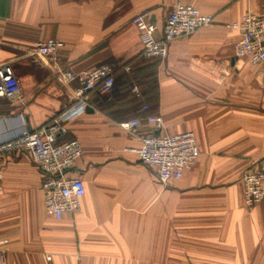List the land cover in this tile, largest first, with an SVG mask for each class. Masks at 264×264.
Segmentation results:
<instances>
[{
	"label": "crops",
	"instance_id": "0c3cea01",
	"mask_svg": "<svg viewBox=\"0 0 264 264\" xmlns=\"http://www.w3.org/2000/svg\"><path fill=\"white\" fill-rule=\"evenodd\" d=\"M177 3L213 23L173 40L165 58H143L133 16L148 10L161 28ZM262 10L264 0H0V65L20 85L14 100L0 98V141L75 101L81 83L59 71L114 68L111 91L91 92L89 110L56 140L83 150L67 173L85 186L77 211L47 214L29 154L0 157V264H264V199L245 206L241 184L246 169L264 166V64L234 55L240 33L228 26ZM50 38L64 45L43 65L29 51ZM143 104L163 126L143 120L139 133L195 137L194 161L166 184L119 125L145 114Z\"/></svg>",
	"mask_w": 264,
	"mask_h": 264
},
{
	"label": "built area",
	"instance_id": "2783aa9c",
	"mask_svg": "<svg viewBox=\"0 0 264 264\" xmlns=\"http://www.w3.org/2000/svg\"><path fill=\"white\" fill-rule=\"evenodd\" d=\"M151 17L150 11L143 10L132 18L140 33L141 56L146 59L165 58L173 40L213 23L212 15L203 14L193 5L185 3L174 6L161 28ZM228 26L240 33L234 44V55L247 58L253 64H264V10L258 13L246 11L240 20ZM63 45L62 41L53 38L38 41L31 47L29 55L46 65L56 57ZM122 69L125 73L132 72L130 64H125ZM58 75L67 84L74 80L81 83L75 91V101L40 128L30 130L24 127L7 140L0 141V157L13 151L29 154L42 176L45 211L60 219L64 213H72L80 208L85 186L80 177L67 176L74 161L82 155L80 142L74 138L58 144L57 137L65 131V122L76 119L91 106V92L97 90L105 94L111 91L114 68L100 64L81 73L61 70ZM131 91L135 96H141L137 85H133ZM19 94L20 85L13 67L10 64L0 65V98L14 100ZM147 109L148 105L143 104L141 110L145 114L124 120L119 125L138 138L140 145L135 149L138 159L144 165L153 167L159 182L166 184L171 179L179 178L194 161L198 153L195 137L192 131L177 134L139 133L143 120L151 124L154 130H160L163 126L162 118L148 114ZM241 184L244 205L255 206L264 199V166L246 169L241 175Z\"/></svg>",
	"mask_w": 264,
	"mask_h": 264
},
{
	"label": "rangeland",
	"instance_id": "374dc122",
	"mask_svg": "<svg viewBox=\"0 0 264 264\" xmlns=\"http://www.w3.org/2000/svg\"><path fill=\"white\" fill-rule=\"evenodd\" d=\"M134 118V117H133Z\"/></svg>",
	"mask_w": 264,
	"mask_h": 264
},
{
	"label": "water",
	"instance_id": "95a60500",
	"mask_svg": "<svg viewBox=\"0 0 264 264\" xmlns=\"http://www.w3.org/2000/svg\"><path fill=\"white\" fill-rule=\"evenodd\" d=\"M89 110V109H88Z\"/></svg>",
	"mask_w": 264,
	"mask_h": 264
}]
</instances>
